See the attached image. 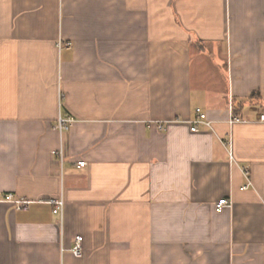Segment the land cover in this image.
Masks as SVG:
<instances>
[{"label": "crops", "instance_id": "1", "mask_svg": "<svg viewBox=\"0 0 264 264\" xmlns=\"http://www.w3.org/2000/svg\"><path fill=\"white\" fill-rule=\"evenodd\" d=\"M263 115L264 0H0V264H264Z\"/></svg>", "mask_w": 264, "mask_h": 264}, {"label": "built area", "instance_id": "2", "mask_svg": "<svg viewBox=\"0 0 264 264\" xmlns=\"http://www.w3.org/2000/svg\"><path fill=\"white\" fill-rule=\"evenodd\" d=\"M261 120L264 121V115L261 117ZM239 121H240V119L233 116V119H231L230 123L233 124V123L239 122ZM73 123H74V119L70 118V117L66 118V117L60 116L58 119V123H57L56 128H57V130L61 136V147L58 151L54 152V154L59 156L61 163H63V160L65 158V151H64V146H63L64 135L67 132H69ZM190 125H191V131L197 132V131H199V127L201 125L211 129L213 126V123L208 119L206 113L202 112L201 109H197L196 110V119L191 121ZM158 129L161 131L165 130L163 125H159ZM85 166H86L85 162H79L78 163V168H83ZM244 176L249 181V184L243 188V190H246L249 186H251V183H250L251 173H250V171L245 169ZM0 203L11 204L15 207L16 211H27V210H29V208L32 204L31 201L17 198L13 194L0 195ZM50 204L53 206V213L55 215H59V216L63 217L64 210H65L64 199L59 198V199L52 200L50 202ZM231 204H232L231 201H229L228 199H222L217 203L216 209L218 211H220L225 206H229ZM82 248H83V237L79 236L75 239L74 246H73L71 252L75 256H80L82 254Z\"/></svg>", "mask_w": 264, "mask_h": 264}]
</instances>
